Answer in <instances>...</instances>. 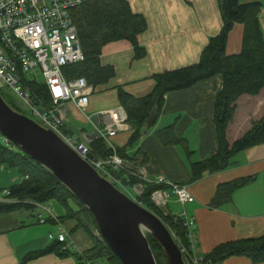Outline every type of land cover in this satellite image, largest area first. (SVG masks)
<instances>
[{"label":"crops","instance_id":"obj_1","mask_svg":"<svg viewBox=\"0 0 264 264\" xmlns=\"http://www.w3.org/2000/svg\"><path fill=\"white\" fill-rule=\"evenodd\" d=\"M128 1L133 11L143 14L147 20V30L138 36L139 44L146 49V55L135 58L134 47L127 40L114 41L103 48L101 62L103 65L114 66L115 76L107 84L93 90L86 109L78 108L73 102L67 103L69 114L65 128L73 137H78L83 130H92L95 125L105 128L106 122L100 123L96 114L121 105L118 87L141 97L152 91L155 84L153 74L198 62L204 47L211 37L220 32L223 24L218 0ZM252 1L258 0H240L241 3ZM259 1L263 2L260 21L264 32V0ZM243 33V24H235L227 40V54L241 51ZM221 87L222 78L217 75L191 88L168 93L155 126L146 129L140 139L126 148L128 156H135L138 151L144 154L146 160L142 165L128 158H125V162L129 167L136 168L146 179L145 182L153 183L159 176H164L188 186L193 197L191 201L183 206L171 196L173 207L170 211L181 213L185 209L188 215L195 218L199 238L197 248L201 255L226 241L264 235V144L240 152L223 171L205 173L195 182L190 180L191 163L209 157L218 150L213 113L215 98ZM169 125H174L179 138L187 140L190 154L181 144L166 145L157 137V130ZM131 134L130 124L129 130L119 131L112 138V144L116 148L126 147ZM136 157L142 159L141 154ZM6 172L10 173V176H6L10 183H3L5 187L2 190L23 179L18 169L0 164V174ZM254 175L256 179L253 182L234 192L231 202L219 208L210 206L220 183ZM0 201H8V198L3 194ZM68 203L74 211L79 210L74 201L69 200ZM30 205L23 207L29 210V214L22 213L21 208L0 215V264H21L28 253L47 248L55 241H47L48 234L56 231L57 223L67 213L65 207L55 199L46 204L31 202ZM178 205L183 206V209H179ZM40 217H45L46 221L40 222ZM62 223L69 231L73 226L72 220ZM72 236L75 239V235ZM75 241L83 250L91 247V244L83 247L84 241ZM26 264L80 262L77 255L59 256L53 252ZM222 264L249 262L238 257L230 258Z\"/></svg>","mask_w":264,"mask_h":264},{"label":"trees","instance_id":"obj_2","mask_svg":"<svg viewBox=\"0 0 264 264\" xmlns=\"http://www.w3.org/2000/svg\"><path fill=\"white\" fill-rule=\"evenodd\" d=\"M218 3L223 21L221 30L210 38L198 62L153 74L155 84L152 91L141 97L118 87L119 101L127 111L132 127L126 147L117 148L124 158L135 164L145 163L144 154L138 151L135 156H128L126 148L140 139L146 129L155 126L168 93L191 88L217 75L222 78V87L216 95L213 113L218 150L209 157L191 163V182L201 179L205 173L227 169L237 154L264 144V32L260 21L263 2L218 0ZM72 16L78 28L85 59L64 68L67 79L83 76L93 90L107 84L116 71L114 66L102 64L101 54L103 48L114 41L131 42L135 58L146 55V49L139 44L138 36L147 30V20L143 14L133 11L128 0H83L72 10ZM237 23L244 26L242 49L239 53L227 54V40ZM22 82L31 91L37 105H50V96L43 81H29L22 77ZM0 94L15 109L1 92ZM261 100L263 102L260 103ZM154 111L157 113L154 114ZM156 135L164 144H181L188 154L191 153L187 140L176 135L174 125L157 130ZM111 151L102 139L91 144V152L99 158L106 157ZM139 154L142 155L141 160L136 157ZM0 164L18 169L23 177L20 183L8 188V201H0V215L26 208L31 202L46 204L55 199L67 211L59 221L72 220L71 233L83 229L92 241L91 247L84 250L83 255L69 249L64 250L62 243L54 241L47 248L28 253L21 264L53 252L59 256L77 255L80 264L86 260L97 262L100 259H106L110 264H121L106 241L95 233L98 226L93 214L48 168L25 154L19 147L10 149L1 142ZM133 169L136 170L134 167ZM117 173L124 175L125 172L121 169ZM255 179L254 175L220 183L210 206L219 208L231 202L236 190ZM139 181L144 185L143 193L138 196L140 203L162 218L167 227L185 236L186 228L182 219L175 220L172 215H164L163 210L151 199L155 190L166 189L167 186L145 182L136 177L132 179V183ZM69 200L78 205V211L69 206ZM145 233L157 264H170L159 241L149 231ZM204 256L207 261L220 264L233 256H246L253 264H264V235L220 243Z\"/></svg>","mask_w":264,"mask_h":264},{"label":"built area","instance_id":"obj_3","mask_svg":"<svg viewBox=\"0 0 264 264\" xmlns=\"http://www.w3.org/2000/svg\"><path fill=\"white\" fill-rule=\"evenodd\" d=\"M82 2L83 0H0V85L7 86L30 107L41 125L53 130L118 189L140 202L138 196L144 191L143 182L132 183V179H146L127 165L125 158L112 144V138L119 131L130 129L128 114L122 105L96 114L100 123L106 122L105 128L95 125L90 131L83 130L78 137H73L65 128L69 114L67 103L73 102L84 110L88 107L93 92L85 77L67 79L64 73L66 66L85 59L78 28L72 16V10ZM37 67L40 68L42 81L50 96L49 106L37 105L31 91L22 82V77L29 81H40L36 74L29 75ZM99 139L104 140L112 151L104 158L96 156L97 160H92L89 157L91 144ZM0 142L10 149L14 148L9 138L1 133ZM121 169L124 170V175L117 173ZM153 183L166 185L167 188L155 190L151 196L152 201L163 210L164 215H172L175 220L181 218L186 228L185 236L169 228L185 262L220 264L207 261L198 252L199 238L195 218L188 215L185 209L181 213L166 209L171 196L183 206L191 201L193 197L188 186L168 180L164 176H159ZM3 194L6 197L9 190H4ZM45 221V217H40V222ZM48 237L62 243L64 250L69 249L83 255L84 250L64 223L59 221L56 231L50 232ZM84 264L98 263L86 260Z\"/></svg>","mask_w":264,"mask_h":264},{"label":"water","instance_id":"obj_4","mask_svg":"<svg viewBox=\"0 0 264 264\" xmlns=\"http://www.w3.org/2000/svg\"><path fill=\"white\" fill-rule=\"evenodd\" d=\"M0 133L48 168L89 209L121 264H157L145 230L162 245L170 264H187L157 214L118 189L53 130L12 108L1 94ZM89 157L97 160L91 152Z\"/></svg>","mask_w":264,"mask_h":264},{"label":"rangeland","instance_id":"obj_5","mask_svg":"<svg viewBox=\"0 0 264 264\" xmlns=\"http://www.w3.org/2000/svg\"><path fill=\"white\" fill-rule=\"evenodd\" d=\"M34 72H30L29 75H33V74H36V77L42 81L43 80V75L40 71V68H35L33 70ZM0 92L5 96V98L7 99V101H9L11 103V105H13V107H15V109L29 117H31L32 119H35L37 121L38 118L33 114V111L31 110L30 107H28L17 95H15L7 86L5 85H0ZM193 144L195 142H192ZM13 172H15L14 169H12ZM10 171V170H9ZM6 176H10V173L6 172V173H3V174H0V177H3L1 182H0V197L3 196V191L2 188L5 187V186H2V184L4 183V185H8L10 182V180L8 179V177ZM171 200L172 198L169 199V204L168 206L166 207L167 210L170 211L171 207H173V204L171 203ZM156 205V204H155ZM157 206V205H156ZM158 207V206H157ZM179 209H183V206L181 205H178ZM160 208V207H159ZM161 209V208H160ZM162 210V209H161ZM172 210V209H171ZM22 213H26L28 212V214L30 213L29 210L27 209H22L20 210ZM174 211V210H173ZM162 219V218H161ZM169 228V227H168ZM147 231V230H145ZM95 233L97 235H100L99 234V231H95ZM73 235H75V239L79 242V243H82V241H84V244H83V247L84 246H89L90 244L92 245V241L90 240V238L88 237V235L86 234V232L83 230V229H79L75 232L72 233ZM101 236V235H100ZM80 237V238H79ZM47 241L51 242L52 240L51 239H47ZM243 258L244 260H247V262H249V264H252L250 259L246 256H233V257H230L232 259H235V258ZM228 258V259H230ZM227 259V260H228ZM225 260V261H227ZM98 264H110L106 259H100L99 261H97Z\"/></svg>","mask_w":264,"mask_h":264},{"label":"clouds","instance_id":"obj_6","mask_svg":"<svg viewBox=\"0 0 264 264\" xmlns=\"http://www.w3.org/2000/svg\"><path fill=\"white\" fill-rule=\"evenodd\" d=\"M100 234V233H99Z\"/></svg>","mask_w":264,"mask_h":264}]
</instances>
